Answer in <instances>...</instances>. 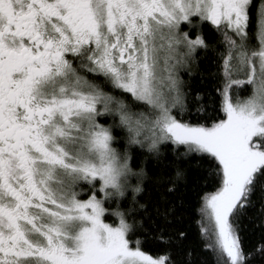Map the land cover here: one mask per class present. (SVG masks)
Masks as SVG:
<instances>
[{
	"label": "snow or ice",
	"instance_id": "snow-or-ice-1",
	"mask_svg": "<svg viewBox=\"0 0 264 264\" xmlns=\"http://www.w3.org/2000/svg\"><path fill=\"white\" fill-rule=\"evenodd\" d=\"M0 264H264V0H0Z\"/></svg>",
	"mask_w": 264,
	"mask_h": 264
},
{
	"label": "trees",
	"instance_id": "trees-1",
	"mask_svg": "<svg viewBox=\"0 0 264 264\" xmlns=\"http://www.w3.org/2000/svg\"><path fill=\"white\" fill-rule=\"evenodd\" d=\"M259 240V233L258 232H249L247 242L249 244L257 243Z\"/></svg>",
	"mask_w": 264,
	"mask_h": 264
}]
</instances>
